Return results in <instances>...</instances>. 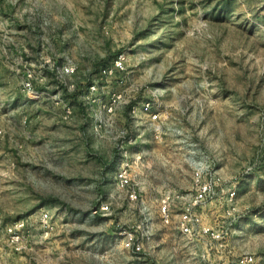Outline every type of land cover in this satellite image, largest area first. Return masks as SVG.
I'll return each instance as SVG.
<instances>
[{"label":"rangeland","instance_id":"rangeland-1","mask_svg":"<svg viewBox=\"0 0 264 264\" xmlns=\"http://www.w3.org/2000/svg\"><path fill=\"white\" fill-rule=\"evenodd\" d=\"M0 264H264V0H0Z\"/></svg>","mask_w":264,"mask_h":264},{"label":"built area","instance_id":"built-area-1","mask_svg":"<svg viewBox=\"0 0 264 264\" xmlns=\"http://www.w3.org/2000/svg\"><path fill=\"white\" fill-rule=\"evenodd\" d=\"M122 65V56L119 57L116 60V66L121 67ZM68 71L69 68H66ZM146 110L149 109V104L145 106ZM153 119H157V115L153 114ZM116 182L118 187L121 189H125L127 191L128 196L136 200L138 199V191L135 187H133L132 178L129 172V167L127 162H121L120 167L117 170L116 173ZM214 186H213V180L209 181H203L200 183L198 188L195 190L194 195L192 197L193 202L191 203V208H194L195 206L201 205L205 203L208 199H210L215 194ZM176 198H181L182 200L185 198L183 194L177 193L175 194ZM169 196L166 197L165 200L162 201L160 207H161V217L166 222L169 223L171 220V208H170V202ZM191 208H187V211L184 212L181 216V222H180V229L183 233L187 234L190 233L192 230V227L196 221L199 219L193 215L190 210ZM126 246L131 249L135 253H139L142 250V243L137 240V238H134L133 236L129 235L126 238L125 242ZM250 258H245L242 260V263H246L250 261Z\"/></svg>","mask_w":264,"mask_h":264}]
</instances>
